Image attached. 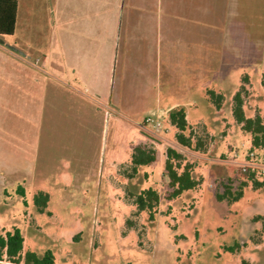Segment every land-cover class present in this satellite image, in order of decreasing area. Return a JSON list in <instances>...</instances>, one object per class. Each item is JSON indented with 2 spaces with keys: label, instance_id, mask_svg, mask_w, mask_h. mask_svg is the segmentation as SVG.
Masks as SVG:
<instances>
[{
  "label": "rangeland",
  "instance_id": "374dc122",
  "mask_svg": "<svg viewBox=\"0 0 264 264\" xmlns=\"http://www.w3.org/2000/svg\"><path fill=\"white\" fill-rule=\"evenodd\" d=\"M238 4L232 75L207 78L208 90L225 96L223 105L217 109L207 94L196 93V106L186 110L194 137L204 143L202 151L180 146L165 115L152 116L159 128L147 123L144 110L133 107L138 104L135 94H129V104L118 102L117 87H112L111 102L102 107L101 116L96 115L94 130L91 123L82 126L61 110L43 140L38 124L23 121V102L16 99L23 94H9L14 102L0 109L2 232L21 229L25 250L39 255L50 250L56 264H264V186L255 189L248 177L255 172L264 182V151L251 148L250 136L232 115L233 97L245 85V76L250 79L247 116L264 112V0ZM30 8L33 17L27 24L35 23L37 30L25 38L20 31L0 37L2 51L32 36L29 46L36 49L42 38L53 34L49 7ZM30 62L36 64L35 57ZM139 144L153 145L157 160L130 180L122 172ZM168 148L182 153L194 165L195 178L202 180L198 188L173 200L164 172ZM226 186L234 192L242 187V199L219 201L216 195ZM147 187L161 197L154 222L145 213L133 217L136 208L125 198L127 188L138 192ZM38 191L50 194L44 213L34 204ZM129 217L135 231L126 227Z\"/></svg>",
  "mask_w": 264,
  "mask_h": 264
},
{
  "label": "crops",
  "instance_id": "0c3cea01",
  "mask_svg": "<svg viewBox=\"0 0 264 264\" xmlns=\"http://www.w3.org/2000/svg\"><path fill=\"white\" fill-rule=\"evenodd\" d=\"M238 3L19 0L12 37L37 30L27 20L33 17L30 6L38 4L53 14V34L36 49L29 46L33 36L18 39L7 52L0 48V109L14 102L9 94L22 93L16 99L23 102V121L38 124L43 140L61 110L82 126L91 123L94 130L96 115L111 102L112 87H117L118 102L129 104V94H135L138 104L133 107L143 109L146 118L194 107L193 96L207 94L208 77L232 75ZM34 57L36 64L30 62Z\"/></svg>",
  "mask_w": 264,
  "mask_h": 264
},
{
  "label": "trees",
  "instance_id": "16d2710c",
  "mask_svg": "<svg viewBox=\"0 0 264 264\" xmlns=\"http://www.w3.org/2000/svg\"><path fill=\"white\" fill-rule=\"evenodd\" d=\"M19 0H0V37L13 36L16 31L18 18ZM245 85H242L233 97L232 115L240 126L243 133L251 138V148L256 151H264V112H258L255 116H247L245 110V98L249 91L246 87L250 85L248 76L243 78ZM262 86L264 87V74L262 76ZM209 101L220 109L225 96L213 90L207 91ZM169 125L176 129V140L184 148L196 151L204 150V143L201 139L195 138L190 122L187 119V111L184 107L170 110L167 114ZM166 160L164 172L171 189L169 200L180 197L183 193L198 188L202 180L196 179L193 171L194 165L187 162L184 155L174 148L166 150ZM157 160V149L153 145L139 144L132 148L130 163L127 164L122 174L124 177L133 180L139 174L141 168L154 164ZM255 189L264 186L256 178L255 172L248 175ZM148 179V174H145ZM247 186V183L241 185ZM242 187L237 192L232 187L226 186L223 193L216 195L219 201H227L232 204L238 202L243 197ZM23 195V189L19 188ZM125 198L136 211L133 217L147 214L150 222H154L160 204V194L154 187L143 188L134 192L131 189L125 190ZM50 202V194L45 191H38L34 195V204L40 213H44ZM50 214V212H48ZM126 227L130 231L136 230V223L130 217L126 220ZM126 234V233H124ZM0 264H56V257L50 250L39 255L34 251L25 250V237L21 229L14 227L5 234L0 229Z\"/></svg>",
  "mask_w": 264,
  "mask_h": 264
},
{
  "label": "built area",
  "instance_id": "2783aa9c",
  "mask_svg": "<svg viewBox=\"0 0 264 264\" xmlns=\"http://www.w3.org/2000/svg\"><path fill=\"white\" fill-rule=\"evenodd\" d=\"M146 121L147 123H152V124L155 123V120L152 117H148ZM154 125L158 128L161 126L159 122H156ZM251 157H254V153L251 154ZM246 166H248V168L252 167L250 164H247Z\"/></svg>",
  "mask_w": 264,
  "mask_h": 264
}]
</instances>
